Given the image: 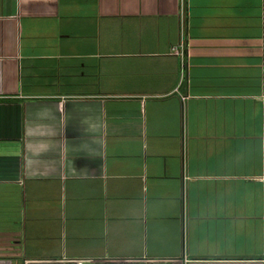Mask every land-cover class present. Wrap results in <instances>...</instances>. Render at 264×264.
Wrapping results in <instances>:
<instances>
[{"label":"crops","instance_id":"crops-1","mask_svg":"<svg viewBox=\"0 0 264 264\" xmlns=\"http://www.w3.org/2000/svg\"><path fill=\"white\" fill-rule=\"evenodd\" d=\"M179 14L0 0V264H264V0H187L183 83Z\"/></svg>","mask_w":264,"mask_h":264},{"label":"built area","instance_id":"built-area-1","mask_svg":"<svg viewBox=\"0 0 264 264\" xmlns=\"http://www.w3.org/2000/svg\"><path fill=\"white\" fill-rule=\"evenodd\" d=\"M169 53L180 60L181 76L180 83L187 81L188 74V14H187V0H180V14H179V42L170 47ZM178 93V89H175ZM181 101H186L188 96H180Z\"/></svg>","mask_w":264,"mask_h":264}]
</instances>
